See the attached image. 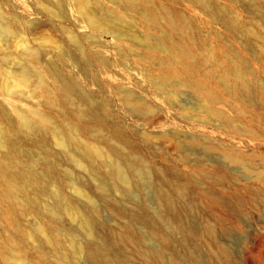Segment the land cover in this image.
Returning a JSON list of instances; mask_svg holds the SVG:
<instances>
[{
    "label": "rangeland",
    "instance_id": "1",
    "mask_svg": "<svg viewBox=\"0 0 264 264\" xmlns=\"http://www.w3.org/2000/svg\"><path fill=\"white\" fill-rule=\"evenodd\" d=\"M256 1L264 9V0ZM44 2L50 6L54 4L51 0ZM117 2L116 11L128 9L122 1ZM11 5L16 8L13 12L23 15L28 21L25 42L39 51L41 62L53 60L54 64L59 62L56 65L60 68L59 54L67 59L72 53L73 59L69 56L68 59L72 60L61 71L82 84L84 90L80 106L92 107L107 128L116 125L125 131L130 143L121 144L125 143L123 147L134 157L142 155L156 166L157 171H153L151 178L165 183L178 212L162 210L156 198L157 189L149 182L151 178L148 174V178L143 175L146 172L140 166L129 172L132 181L130 191L124 190L119 183L118 187L114 186L118 181L115 183L117 179L109 174L100 178L106 184V192L100 193L97 170L103 173L107 167H97L96 171L79 168L51 139H47L46 143L52 149L53 158L50 156L49 159L43 150L33 151V158L27 151L20 158L27 166L50 177L49 192L44 201H60L64 206L73 202L83 211L91 207L97 209L96 229L105 240L112 237V240L118 241L116 229L131 223L140 235L141 247L150 254L163 252L168 263L178 259L182 264H264V100L257 96L247 102L248 112L242 115L229 110L230 120L226 122L205 107L203 97L192 84L184 86L174 77L159 74L160 59L166 56L162 43L157 44V57H153L149 66L141 62L144 43L147 40L152 42L155 35L148 32L147 25L140 19L125 22L119 16L105 15L107 6L99 9L93 3L98 8V15L101 14L103 29L91 31L71 10V18L81 25H76L81 30V43H87L91 50L101 46L103 67L100 61L90 60L81 53L82 44L69 39L68 33L61 27V16L51 14L32 0H13ZM228 5L238 10L236 14L243 25L242 31L233 34L222 21H217L214 24L216 28L229 35L214 44L218 43L224 49L229 44L243 52L256 68L251 79L256 92L259 86L264 88V11L250 6L247 0H237V3ZM183 8L189 16L194 14V5ZM201 18L199 15L196 20ZM34 26L36 29L31 30ZM208 32L206 28L201 30L204 35ZM50 37L55 39L57 47L49 42ZM58 45L61 53L58 52ZM16 54L12 64H9L10 69L15 71L19 70V64L13 62L18 59ZM116 60L120 61L119 65ZM126 69L130 73L125 77ZM145 99L148 103L150 101L151 108L146 106ZM0 101L5 104L7 112L15 116L13 104L2 94ZM134 101H142V104L137 107ZM73 150L78 157L81 156L77 149ZM231 155H238L241 162ZM121 163L125 167V163ZM79 183L86 188L90 198L77 191ZM212 198L215 201L211 202ZM116 209L122 210V215ZM71 211L62 212L58 220L63 244L60 253L70 264H106L101 255L96 258L89 254L91 245L99 246L100 254L110 252L117 264H145L141 258L132 257L126 247L106 249L100 238L90 240V228ZM157 211H162L165 221L174 224L178 231L173 233L161 227L160 235L163 234V237L152 235L149 229L156 225L153 218ZM26 215L21 219L24 223L35 220L30 217L33 216L31 213ZM164 236L170 241L168 247L163 245Z\"/></svg>",
    "mask_w": 264,
    "mask_h": 264
},
{
    "label": "bare ground",
    "instance_id": "2",
    "mask_svg": "<svg viewBox=\"0 0 264 264\" xmlns=\"http://www.w3.org/2000/svg\"><path fill=\"white\" fill-rule=\"evenodd\" d=\"M51 1L54 3L53 6L44 0H32L51 14L61 16L63 18L61 27L68 33L69 39L76 44H82L81 49L79 48L81 53L90 60L100 61L103 67L104 52L101 46L91 50L87 43H81V30L76 26L78 24L79 27L80 24H76L73 17L71 18V10L81 19L82 25L91 31L103 29L101 14L98 15L96 10L98 8H95L93 3L97 4L99 9L103 8V5L107 6L108 12H105V15L109 13L113 17L119 16L125 22L140 19L147 25L148 32L155 35L152 42L147 40L144 43L145 49L140 54L141 62L149 66L153 57H157V44L162 43L166 56L160 59L159 74L174 77L184 86L192 84L203 97L205 107L213 115L224 118L226 122L230 120L227 114L229 110L233 109L242 115L248 112L247 102L257 96L264 100L262 86H259L256 92L253 91L251 79L256 73V68L243 52L229 44L225 49L218 43L214 44L221 41L223 36L229 35L224 30L216 28L214 24L217 21H222L233 34L242 31L243 25L236 14L238 10L228 5L231 2L237 3V0H120L128 8H124L126 10L122 12L115 9V4L119 3L117 0ZM12 2L13 0H0V94L7 98L15 109V116H11L5 104L0 101V264H70L60 253L63 244L58 229L59 217L68 209L90 228L88 233L90 240L100 238L106 249L115 246L126 247L130 249L132 257L141 258L145 264H182L178 259L171 263L166 262L163 252L150 254L144 250L141 247L140 235L131 223L116 229L118 241L112 240V237L105 240L96 229L99 218L97 209L83 208V211L73 202L64 206L59 203L60 201H57L58 203L44 201V196L49 192L50 177L27 166V163L25 165L20 158L27 151L32 156L36 150L39 152L43 150L49 159L53 158L52 149L46 143L47 139L59 145L69 161L79 168L96 171L97 167L98 169L107 167L103 173L97 170L99 177L97 179L103 175L113 174L117 179L115 183L118 181L114 186L118 187L119 183L124 190L132 187L129 172L140 166V169L144 168L146 172L143 175L148 174L151 178L157 168L142 155L138 156L139 154L135 152V157L131 155L125 149V143L123 147L124 144L121 143H130V138L128 139L121 127L115 125L107 128L92 107L80 106L84 90L81 88L82 84L69 78V75L66 76L64 70L61 71L66 64L68 66V61L73 59L71 52L66 49L72 59H68L67 54L66 59L58 53L62 63L60 68L56 65L59 62L54 64L52 59L47 63L41 62L39 51L25 42L27 40L25 27L28 21H25L23 15L13 12L16 8L11 5ZM247 3L261 12L264 11L263 6L256 0H247ZM192 5L195 6L194 14L189 16L182 7ZM199 15L202 18L196 20ZM203 28L209 30L207 35L201 33ZM30 29L34 30L36 26ZM48 40L53 45L57 43L51 37ZM213 40L215 41L212 42ZM55 46L57 47V44ZM60 50L59 48L58 52ZM15 53L18 59L13 62L19 64V70L16 71L9 66L15 59ZM115 62L117 65L120 63L119 60ZM129 73L126 69L125 77ZM141 97L143 99V96ZM137 101L134 102L138 107L142 101L140 103ZM148 104L146 106L151 108L150 101ZM73 148L77 149L81 156L78 157L72 152ZM232 158L241 162L238 155ZM121 162L125 163V167ZM152 179L148 180L157 189L156 198L162 205V210L169 213L178 212L174 207L173 198L169 195L171 191L165 188V183ZM105 185L101 179L99 183L97 181L98 191L102 194L106 192ZM76 189L85 197L90 196L82 183L77 184ZM213 201L215 198L211 199V202ZM27 213L33 215L30 216L35 219L33 222L24 223L21 220ZM117 213L122 215L123 211L117 210ZM153 219L156 225L149 229L152 235H160L161 227L173 233L178 231L174 224L165 221L162 211H157ZM163 243L165 247L171 245L166 236ZM89 254L96 258L101 255L106 264H117L110 252L100 254L99 246L91 245Z\"/></svg>",
    "mask_w": 264,
    "mask_h": 264
}]
</instances>
